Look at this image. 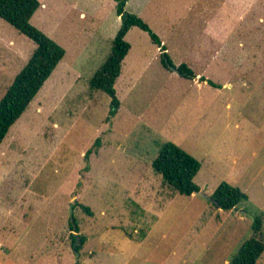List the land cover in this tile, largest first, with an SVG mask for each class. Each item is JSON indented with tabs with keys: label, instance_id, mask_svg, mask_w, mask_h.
Returning <instances> with one entry per match:
<instances>
[{
	"label": "rangeland",
	"instance_id": "obj_1",
	"mask_svg": "<svg viewBox=\"0 0 264 264\" xmlns=\"http://www.w3.org/2000/svg\"><path fill=\"white\" fill-rule=\"evenodd\" d=\"M86 1L67 11L68 0H49L59 11L32 21L67 52L0 145V264H76L72 203L86 237L81 264H231L264 215V0L250 8L247 0H128L175 66L187 63L196 77L166 67L161 47L132 27L110 120L111 97L90 80L111 51L117 3ZM102 27L98 55L81 57L76 38ZM35 48L0 17V100ZM165 141L201 161V191L227 181L249 199L220 210L162 184L152 161ZM150 170L162 178L152 186L165 189L153 204L134 193Z\"/></svg>",
	"mask_w": 264,
	"mask_h": 264
},
{
	"label": "trees",
	"instance_id": "obj_2",
	"mask_svg": "<svg viewBox=\"0 0 264 264\" xmlns=\"http://www.w3.org/2000/svg\"><path fill=\"white\" fill-rule=\"evenodd\" d=\"M115 1L117 14L121 17L122 23L113 39L110 53L90 80L92 91L101 90L111 97V108L107 120L117 113L121 104L117 97L115 84L121 75L124 59L131 49V44L125 38L128 31L133 26H138L149 33L154 43L160 47L163 45L160 36L142 17L126 10L128 0ZM40 6L39 0H0V17L36 43V48L27 63L15 76L0 100V145L10 128L28 109L66 54V49L62 45L32 23L31 19ZM165 57L170 64L175 66L168 53L163 52L162 62L166 67L169 68ZM177 67L183 77L190 79L196 77L193 69L186 63H181ZM200 81H207L215 87L220 86L204 76L200 77ZM91 153L92 149L88 151L86 157H89ZM152 166L162 175L168 185L182 195H192L195 191L201 190L195 181L202 166L201 161L173 141L161 143L159 153L152 161ZM211 197L215 199L216 207L227 211L235 209L241 202L249 199L246 192L227 181L221 182ZM82 208L90 215L93 214L90 207L82 205ZM75 221L77 227L74 228L71 223L70 227L78 231L79 224L76 217ZM253 230L254 235L240 246L233 255L231 264H258L264 253V215L256 216ZM71 237L74 244L75 237L73 234ZM85 242L86 237L82 236V244L78 246L79 250Z\"/></svg>",
	"mask_w": 264,
	"mask_h": 264
},
{
	"label": "crops",
	"instance_id": "obj_3",
	"mask_svg": "<svg viewBox=\"0 0 264 264\" xmlns=\"http://www.w3.org/2000/svg\"><path fill=\"white\" fill-rule=\"evenodd\" d=\"M40 2H41V6L38 8V10L36 11V13L33 15V17H32V19H31V21H33V19H34V16L37 14H40V17L41 16H44L45 14L46 15H49L50 14V12L51 13H56V12H58L59 10V8H56V6L55 5H57V7H58V3L57 2H55L54 4H52L51 2H49V0H39ZM252 1H256V0H252ZM88 2H89V0H87L86 1V3L88 4ZM128 2V1H127ZM59 3H61V2H59ZM77 3H78V0H68V2H63L62 3V6L65 8L66 7V10L67 11H70L71 9H75V7H76V5H77ZM253 4V2H250V0H247V2H246V5H247V8H250L251 7V5ZM127 5V4H126ZM49 13V14H48ZM118 15V14H117ZM80 16L81 17H84V18H86V16H87V13L85 12V11H81V13H80ZM117 19H118V21H117V25H116V28H115V31H114V33L113 34H115L116 35V33L118 32V30H119V28H120V25H121V17L118 15V17H117ZM133 27H138V26H133ZM38 28L40 29L41 27L40 26H38ZM140 28V27H139ZM42 29V28H41ZM141 29V28H140ZM42 31H45L46 33H47V35L49 34L48 33V31H46V30H44V29H42ZM130 31V30H129ZM128 31V32H129ZM144 31V30H143ZM146 32V31H145ZM148 33V32H147ZM82 36H80V37H84V39L86 40V41H82L81 39H79V38H76V40H75V47H76V49L81 53V57L85 54H87L88 56L90 55V54H92V55H95L94 56V58L98 55V50H97V48L95 47V43L97 44V43H99V42H101V44L105 41V37L102 35V34H105L104 33V27H102L101 29H99V30H94L93 31V29H90L89 31H88V29H85V33H84V31H82V33H80ZM128 34V33H127ZM127 34H126V36H127ZM149 34V33H148ZM50 35V34H49ZM55 41H57L58 43H60V41H59V39H58V37H53L52 35H50ZM150 36V35H149ZM74 37H77V36H74ZM126 38V37H125ZM151 38V37H150ZM161 38V37H160ZM127 40V39H126ZM152 40V39H151ZM161 40H162V44L164 43V40L161 38ZM153 41V40H152ZM154 42V41H153ZM156 44V43H155ZM61 45V44H60ZM158 45V44H157ZM101 46V45H100ZM158 47H160L159 45H158ZM165 47V46H164ZM164 47H161V49H160V51L161 52H166L167 53V48L165 47V49H163ZM131 48H132V46H131ZM99 49V48H98ZM131 50V49H130ZM67 52V51H66ZM108 52V51H107ZM80 53H76L75 55H76V57L78 56V54H80ZM110 53V52H109ZM129 53H130V51H129ZM129 53H128V55H129ZM66 55V54H65ZM127 55V56H128ZM126 56V57H127ZM64 58H65V56H64ZM63 58V59H64ZM62 59V60H63ZM126 59V58H125ZM124 59V60H125ZM61 60V61H62ZM60 61V62H61ZM59 62V63H60ZM181 63H185V62H181ZM180 64V63H179ZM187 64V63H186ZM188 65V64H187ZM74 68V66L72 67V69ZM122 68H123V65H122ZM5 69V67L3 68V70ZM1 70V69H0ZM2 72L3 71H1L0 72V75L2 74ZM122 73V72H121ZM120 77V76H119ZM118 77V78H119ZM117 82V81H116ZM198 84H201V83H198ZM116 85V84H115ZM202 85V84H201ZM203 165V164H202ZM250 166H252V164L250 165ZM201 169H202V166H201ZM201 169L199 170V172L201 171ZM199 172H198V174H199ZM151 173V174H150ZM160 174H156L155 172H152V170H150L149 171V174L148 175H143L142 174V180H143V182H142V184L139 186V185H137V186H139L138 188H137V186L136 187H134V188H136L135 190H134V193H135V195L137 196V199H141V198H144V197H147V199H146V201L145 202H147V203H151V204H153L154 203V201H157V199H159V198H162L163 197V194L165 193V189L164 188H157V186L156 185H153L152 186V182H153V180L155 179V178H157V176H159ZM160 178H161V176H159ZM196 177H197V175H196ZM195 177V178H196ZM153 179V180H152ZM162 179V178H161ZM141 181V180H140ZM162 181V184L163 183H166L165 181H164V179L163 180H161ZM137 184V183H136ZM168 185V184H167ZM139 188H140V190H139ZM204 193H205V191H203ZM207 194V193H206ZM193 195H195V194H193ZM208 195H212V193L211 194H208ZM196 196H198V195H196ZM211 201V200H210ZM136 202L138 203V200H136ZM144 202V203H145ZM212 202V201H211ZM146 205V204H145ZM147 206V208H150V206L149 205H146ZM218 208V207H217ZM220 210H221V208H219ZM236 209V208H235ZM103 254V253H102ZM100 256V254L98 255V257ZM98 257L96 258V260L98 259ZM95 261V260H94Z\"/></svg>",
	"mask_w": 264,
	"mask_h": 264
},
{
	"label": "water",
	"instance_id": "obj_4",
	"mask_svg": "<svg viewBox=\"0 0 264 264\" xmlns=\"http://www.w3.org/2000/svg\"><path fill=\"white\" fill-rule=\"evenodd\" d=\"M165 60H166L168 66H169V68L171 70H173L174 72L180 74V70L178 69L177 66H174V65L170 64V62L168 61V59L166 57H165ZM193 194L198 195V196H201V197H204V198H207V199L211 200L213 203L216 202L214 198H212L210 195L204 193L201 190L195 191ZM69 212H70V223L72 224V226L74 228H76L77 227V224H76V221H75L74 204L73 203L70 205ZM72 234L75 237L74 253L76 255V264H81L80 261H79V258H80V250L78 249V246L82 244V236L80 234H78L76 231H73Z\"/></svg>",
	"mask_w": 264,
	"mask_h": 264
}]
</instances>
